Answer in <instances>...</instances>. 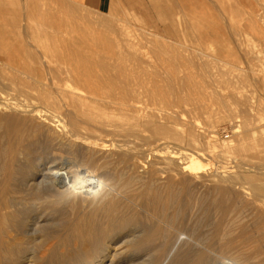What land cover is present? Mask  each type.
Masks as SVG:
<instances>
[{"label":"bare ground","instance_id":"1","mask_svg":"<svg viewBox=\"0 0 264 264\" xmlns=\"http://www.w3.org/2000/svg\"><path fill=\"white\" fill-rule=\"evenodd\" d=\"M53 9L38 10L41 16L52 12L49 20L39 23L44 34L51 26L57 35L63 25ZM256 14L251 15V24L238 27L231 21L238 46L244 28L256 35ZM195 26L200 39L213 34L205 23ZM58 35L47 37L55 45L50 51L57 60L56 72L42 74L43 67L39 76L33 70L27 77L21 72L7 78L26 84L21 87L0 80V264H264V106L253 89L264 91L260 46L243 56L237 51L224 55L218 49L212 55L207 51L214 47L201 46L200 61L187 64L196 71L176 64L183 58L176 50L167 56L164 78L160 64L168 62L162 54L153 56L155 50L152 55L131 54V45L127 53L118 49L116 37L85 33L71 40L69 34V41ZM220 57L239 68L230 86L235 100L217 90L231 82L222 76L225 62L221 65ZM211 93L220 109L211 110L209 125L240 117L245 128L237 131V140L195 159L191 150L169 148L176 141L203 149L196 122H177V114L168 108L190 102L193 109L206 111L199 98ZM141 98L162 105L146 110L138 105ZM144 131L150 133L146 139L165 145L152 150L151 156L130 142ZM55 145L66 151L68 160L58 162ZM213 157H235L237 162L210 168L208 160ZM210 210L214 223L208 219ZM120 242L128 246L126 250Z\"/></svg>","mask_w":264,"mask_h":264},{"label":"rangeland","instance_id":"2","mask_svg":"<svg viewBox=\"0 0 264 264\" xmlns=\"http://www.w3.org/2000/svg\"><path fill=\"white\" fill-rule=\"evenodd\" d=\"M255 1L256 0L250 1L252 3V4L250 3L252 5L251 6L248 3V1H246V0H238V1L237 0H109L105 4H102V5H99V4H80V3L74 2L73 0H65V1L64 0L63 1L62 0H32V1H29V0H13L12 5H11L12 9L10 11V14H12V15H10L9 19H6V20H3L0 22L1 23L0 24V80H5V81L7 80V82H8L9 77L11 78L14 76V74H18L21 72H25L26 74L22 75V73H21L20 75L27 77V75L28 74L30 75L31 71H33V70H37V72L40 73V74H38V76H39V75H41L42 71L45 68H46L45 69L46 71H44L42 74H45V72H46V75H49L50 73L52 74V72H56L55 69H57V67H55V66H57V65L55 63L57 60L55 58H53L52 51H50L51 50L50 48L52 46H55V45H54V42H52V41L49 42L48 39H50L52 37H53V39H54V37L58 38V37H60V35H58L60 33L63 34L64 37H66L69 41H71L72 39L78 38V37H83L85 35V33H86V35L88 34V36H92V37H96L99 35L108 36L111 38L116 37V40L120 42V48H118V49L125 52V53H127L126 52L127 50L129 51L131 49L132 51L131 52L129 51V53H131V54L132 53L133 54H139V52L141 53V55H143V54L152 55L153 54V56H156L155 54H157V55L162 54L160 57L164 58V60L167 62H168L167 56L172 55V54H176V50H177V52L181 53L180 55H182L183 58H181L180 60L178 59L177 61L175 60V61L178 62V63H176L178 65L184 64V66H182V68L180 67L182 70H184L183 68L189 69L188 67L190 66V64L188 66L187 65L188 62L191 64L192 63L197 64L200 61V57H199L200 52H198L199 49L197 50V48H199L201 46H203V47H207V46L208 47H214L212 52L207 51L208 54L217 55L218 54L217 52H220V53L224 52V55L225 54L230 55V54L236 53V51H237L236 54L239 56H243L244 53L247 52L249 48L254 47V45L256 47L260 46L259 51H261V53L259 52V55L263 59V57H264V42L262 39H263L264 35H262V34L264 33V29H263L264 23H262V22L264 21V19L261 20L260 17H261V15L264 17V11H262V10H264V5H263V9L261 8L262 3L264 1L262 0L263 2H261L260 0H258L259 3L257 1L255 2ZM256 3L259 4V7L257 5L256 6L259 9L261 8L262 10L258 9V11L255 12V10L257 9V7L255 6ZM260 4H261V7H260ZM58 6H59V8L62 6H66V7L64 9H58ZM236 6H238V7L241 6V8H239L240 10L236 9V8H238ZM29 7L31 10L29 9ZM41 7L47 8V9L50 8L51 10L56 7L55 9H53L54 10L53 15H56V13L58 15H60V22H63V25L59 27V30H57V31H59V33L57 32L58 37H56L57 35H55L56 30L54 28H52L51 26L46 28L45 34H44V32H42L41 30L38 29L39 23H42L43 20H49L47 18L50 15H52V12L50 11L47 15L44 14L43 16H41L40 11H38ZM243 7H245L246 9H244ZM250 7H252V10ZM254 8H255V10H254ZM241 11H243V12L241 13ZM258 13L260 15L259 17H257ZM250 14L253 16H255L254 14H256L255 19L257 22L256 28L258 29L257 33H256V35H255V33L252 34V33H250V31L252 32V30L249 29V32H248V29L244 28V34L245 35H243L241 38L242 39L241 46H238L235 43V40H233L232 29H231L232 26L231 25L235 24L239 27L240 25H244V23L245 24H251L253 19H251ZM234 15H236L235 18H233ZM240 15H242V16L240 17ZM263 17H261V18H263ZM233 19H235V21ZM237 19L238 20L242 19V20L237 21ZM173 20H175V21H173ZM258 20L260 23L258 22ZM231 21H232V24H231ZM245 21H247L248 23ZM49 22H51V21H49ZM69 22H71L70 24L72 26V29H70L71 26H68V25H70ZM237 22L238 23L240 22V23L238 24ZM199 23H205V24L209 25L210 29L213 31V34L207 36L206 38L200 39L198 29L195 26ZM8 24H10V25H8ZM190 24H191V26L193 24L195 27L192 26V28H191ZM74 25H75V28H74ZM8 26H10V27L8 28ZM35 26H37V28H34ZM76 26L78 29L76 28ZM73 30H74V33L76 32L75 34L73 33ZM112 30H113V32H112ZM80 31H83V35H82V32H80ZM90 31H91V33H90ZM41 32H42V34H39ZM246 32H247V34H246ZM9 34H11V35H9ZM69 34H71L70 35L71 37L69 36ZM259 36H260V38H259ZM47 37H48V39H47ZM69 37L71 38V40L69 39ZM9 38H10L12 44L10 43ZM60 38H63V36ZM257 38H258V41H257ZM44 39H45V41H44ZM251 39H253V41H251ZM159 40H160V42H159ZM142 42H143V44H142ZM155 42H156V44H155ZM259 42H260V44H259ZM41 43L43 46L41 45ZM49 43H50V45H49ZM124 43L127 44L126 47L128 49L124 46V45H126ZM6 44H8V45H6ZM46 45H47V47H46ZM130 45H131V48H130ZM243 45H244V48H243ZM25 46H28V48ZM233 47H235V50ZM183 48H184V50H183ZM215 49L216 50L220 49V50L219 51L217 50V52H216ZM226 49L227 50L230 49L232 53L226 52ZM19 50H21V51H19ZM154 50H155V52H154ZM17 51H19L20 53ZM137 51H139V52L137 53ZM151 52H154V53L151 54ZM179 53H177V54H179ZM163 55H165L166 57ZM187 55L193 56L192 60H188ZM43 56H45V57H43ZM12 57H14V58H12ZM160 57H158V59H160ZM222 57H220V59H218L220 61L219 63L221 65H224V62H225V66L220 67V69L224 68V69H222L221 73L223 74V72H224L225 74L222 76L224 77L227 75L228 77L226 76L225 80L230 79L231 82L228 84L227 83L224 84L223 81L221 83L219 82L222 87L224 84V87H226V88H224V87H223V89L218 88V87H221L220 84L218 83L219 86L217 87L218 88L217 90L218 91L220 90L219 91L220 93H225L224 95H226V96L227 95L231 96V91H232L231 87L233 85V76H234V74L239 72V68L236 69L235 66L233 64H231V61H228L229 62L228 63L226 61V59L225 58L222 59ZM158 59H156V60H158ZM44 60H45V62H48L51 60L52 63L49 65L50 67L49 66L45 67L44 65L43 66L41 65L44 62ZM160 60H161V62H164L163 59H160ZM211 60H212V58H211ZM214 60L216 61L217 59H214ZM221 60H225V61L221 62ZM33 61H34V63H33ZM158 63H159V61H158ZM168 64H169V62L163 66H162V64H160L161 68L159 67L160 68L159 69L160 75L164 78L167 77V75H165L166 73L164 71L167 72V69H169ZM258 64H259V62H258ZM29 66H30V68H29ZM227 66H230V68L228 69ZM231 66H232V68H231ZM43 67H44V69H43ZM192 67L190 66V69L189 70L185 69V71H191ZM51 68H52V70H51ZM195 68L196 67H193L192 70H195ZM231 69H232V72H231ZM40 70H42V71H40ZM223 70H225V71H223ZM233 70L235 73L233 72ZM220 71H218V72L220 73ZM227 71L230 74V76L228 75ZM3 74H4V76H3ZM36 74H35V76H37ZM231 74H232V76H231ZM32 75H34V73H32ZM219 76H220V74L218 75V78H219ZM222 76H220V77L223 78ZM220 80H222V79H220ZM8 84L11 87H16V86L21 87L23 85H26L25 83H21L20 81L14 83V84L11 82H8ZM228 87H229V92H227ZM253 89L256 91L255 93L259 97H260V95L262 96L261 100H263L262 104L264 106V91H263V89H260L257 86H255ZM218 91H216L215 93L220 94ZM13 93H15V92H13ZM17 94L19 97L24 98L21 93L17 92ZM221 95H223V94H221ZM207 96H208L209 100H208V98L206 99ZM207 96L206 97L202 96L203 98L200 96V98H199L200 102H203V105L205 106V109L207 112L204 109H200L201 111L193 109V105L190 102H186L188 104L190 103L189 105L186 104L185 102H182V103L181 102H178V103L175 102V103H173L174 106L172 104V106L171 107L169 106V108H168V111L171 110L170 112L173 111L172 113L177 114V117H178L177 122H178V120L179 121L182 120L181 121L182 123H185L188 121L196 122L197 131L200 132V134H202V138H200V143H199V145L201 147L203 146L202 150L196 149L195 146H193L192 144L185 143V142L179 144V142L173 141V142L168 144V147L169 148L171 147V149H174V150H184V149L191 150L194 154L193 159H195L197 157H202L204 155V153H206V152L210 153L209 150L215 151V150L219 149L220 145H223L224 143H232V141H234L235 139L237 140L238 132L241 133L242 129L245 128L242 124L243 122H242L240 117H236V118L228 117V118H225L223 120H220L218 122V124H216L215 126L212 127L213 128L212 129L211 126L209 125L208 120L211 117V112L214 110L217 111L216 108L219 110L220 106L217 103L219 101L217 100V98L215 96L212 95V93L208 94ZM230 96L229 97L227 96V99L229 98L228 100H230ZM231 97H232V100L233 99L235 100V95H234V97H233V95ZM213 98H214V101H212ZM138 100L140 101V103L138 101V103H139L138 105H141L146 110L153 108V107L155 108L157 106L159 107V105L160 106L162 105V103H159V102L157 105V101H155V100H153L154 102L152 100L149 101V99H147V98H141ZM143 100L146 102H143ZM205 100H207V101H205ZM208 101L213 102V103L212 104L210 102L208 103ZM231 101H229V109L233 110V109H235L236 105H235V101H232V104L230 103ZM148 102H149V104H148ZM145 104H146V106H145ZM175 104H176V106H175ZM207 105H209L210 107ZM179 106H181V107H179ZM232 107H233V109H231ZM178 110L181 111V113ZM240 124H241V126H240ZM212 131H213V133H212ZM142 134L143 135L140 134L138 137H137V135H136V137H135V135H133L132 137H130V142L137 149H145L147 152V155H149V153L152 150L163 148L165 146V145L160 146L161 142L160 141L157 142L153 138H150V140H149L147 137V139H146L144 137V135L148 136L150 134L149 131H144ZM137 141H139V142H137ZM153 141H155V142H153ZM170 141H172V140H170ZM54 147H56V148H54ZM53 148L55 150L54 153L56 155L58 154L56 156L58 162H60L61 160L66 161L69 159L67 157V153L64 154V152H66V151H63L59 146L55 145V146H53ZM193 150H195V151H193ZM58 151H60V153ZM63 156H65L64 159H63ZM149 156H151V155H149ZM49 160H50V158H49ZM209 160H208V162H211V163H209L208 167H210V168L211 167L215 168L221 164H225L227 166L228 165L234 166L237 162V159L235 157L225 159V160L223 159L225 161V163H223V160L221 158H217V157L209 158ZM234 169H236V168H234ZM212 212L213 211L210 210V212L207 213L208 219H210L209 217L212 216ZM214 217L215 216L213 213V217H211V218H214ZM50 218H51V215H50ZM210 220L212 221V222L209 221L210 223H214L213 221H215L214 219L213 220L210 219ZM120 243H122V242H120ZM122 244H120V246ZM127 247L128 246L126 244L125 245L123 244L121 246L122 249H125V248L127 249Z\"/></svg>","mask_w":264,"mask_h":264},{"label":"crops","instance_id":"3","mask_svg":"<svg viewBox=\"0 0 264 264\" xmlns=\"http://www.w3.org/2000/svg\"><path fill=\"white\" fill-rule=\"evenodd\" d=\"M80 4H105L109 0H73ZM13 0H0V22L10 18Z\"/></svg>","mask_w":264,"mask_h":264}]
</instances>
